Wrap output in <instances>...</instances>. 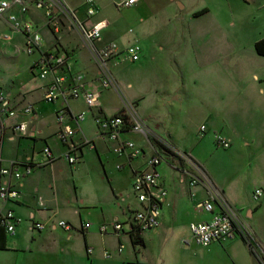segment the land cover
Returning a JSON list of instances; mask_svg holds the SVG:
<instances>
[{
  "label": "crops",
  "instance_id": "obj_1",
  "mask_svg": "<svg viewBox=\"0 0 264 264\" xmlns=\"http://www.w3.org/2000/svg\"><path fill=\"white\" fill-rule=\"evenodd\" d=\"M94 1L98 13L86 25L100 29L102 42L107 33L121 29L118 38L124 42L120 47L133 43L140 46L139 60L131 62L137 66L138 82L135 86L129 82L121 84L124 89L121 96L115 89L100 90L98 83L93 82L92 86L100 90L96 110H87L80 99L70 101L71 115L85 113L73 138L84 145L81 157L70 165L58 137L56 112L62 102L47 104L42 100L50 79L41 80L31 70L38 55L29 58L34 81L16 85L0 74V88L18 112L16 117L0 123V166L30 160L40 164L18 183L17 201H0V212L11 210L18 219L14 234H5L0 264H213L204 256L216 253L227 254L220 264H252L240 236L229 243H213L208 247L192 240L189 225L211 217L195 208L198 201L206 198V191L201 185L190 186L189 175H194V171L165 153H161L163 161L156 169L167 190L158 228L142 233L143 244L137 246L132 244L127 231L118 235L100 233L102 224L115 220L126 223L131 211L140 207L131 192L133 174L145 168L146 159L158 148L155 142L159 141L155 138L146 139L133 131H122L117 140H109L98 132L90 115L99 111L104 117H111L123 112L126 106L133 107L137 118L155 136L190 156L205 171L256 238V254L258 250L260 264H264V239L258 238L243 215L248 220L257 212L250 207L253 193L250 202L236 199L222 182L209 175L205 168L208 161L198 151L199 147L201 152L211 151L212 139L205 143L203 138L209 129L214 133L222 129L224 139L234 144L241 123L254 128L257 121H264V57L254 49L255 43L264 38V0H199L185 12L182 11L186 0H182L184 4L180 0H141L134 7L122 9V28H117L116 20L107 19L102 13L108 6L116 7L119 0ZM147 1L168 7L166 23L159 17L138 15ZM224 3L230 7L242 4L245 9L229 8V15L224 11ZM67 4L78 20L85 19L82 0H68ZM203 9L207 10L205 14L194 16ZM35 25L40 32V26ZM42 28L51 37L47 40L42 36L43 50L65 51L72 75H80L85 81L97 79L98 70L91 54L64 43L59 35L65 28L66 34L74 32L82 40L79 33L65 24L53 35L45 18ZM99 42L97 46L103 45ZM111 62L112 59L108 68L117 84ZM28 104L34 110L23 115L21 110ZM43 106L49 110V117L43 113ZM16 123L27 126L26 135L12 132ZM66 123L75 127L69 116ZM87 124L94 126L92 132L87 131ZM202 125L206 126L203 132ZM259 129H264V123ZM212 138L214 142L215 136ZM120 141L132 142L142 154L135 159L126 153L118 154ZM43 147H48L53 155L50 163L42 164ZM89 155L92 162L86 160ZM258 206L263 207L264 200ZM59 221H66L70 228L59 227ZM33 223H40L43 228L34 229ZM217 259L221 260V256L215 259V264Z\"/></svg>",
  "mask_w": 264,
  "mask_h": 264
},
{
  "label": "built area",
  "instance_id": "obj_2",
  "mask_svg": "<svg viewBox=\"0 0 264 264\" xmlns=\"http://www.w3.org/2000/svg\"><path fill=\"white\" fill-rule=\"evenodd\" d=\"M68 0H0V18L5 17L9 25V31L19 33L23 39V52L26 55L37 54V59L32 63L31 70L37 78L41 80L50 79L44 89L43 101L47 104L62 102V107L56 112V121L59 125V140L65 149V159L72 165L80 160L82 147L81 142H75L73 138L79 129V124L84 120L85 113H69L70 101L82 100L87 110H96L99 107L100 90L117 89L114 77L112 76L108 63L112 57L122 55L123 59L136 62L140 58L141 48L137 43L126 46L124 50L118 51L116 44H106L97 46L96 42L101 40V32L97 26H87L89 21L98 13V7L94 0H82L85 8V19L78 20L74 16V10L68 4ZM141 0H119L116 3L118 9L131 8ZM15 6L21 14L29 12L30 8L43 11L47 21L48 29L56 35L65 24L70 30H75L81 36L83 42L89 45L91 58L95 63L98 76L95 81H85L80 75H72L68 62V54L65 51H53L42 49V37L38 27L28 21H20L17 15L12 13ZM11 36L6 33L3 40H10ZM114 59V58H113ZM93 82L98 83L99 89L94 88ZM33 105H26L21 113L29 115L33 112ZM18 112L11 107L10 99L0 88V123L3 119L14 118ZM121 115L104 117L97 111L92 117L101 135L109 140H117L120 133L125 130L140 133L146 139L149 137L159 141L165 154L173 156L178 161H182L189 166L194 175H189V184L194 187L201 185L206 191V198L198 201L195 208L202 213H207L211 217L207 221L194 222L189 225L192 240L199 246L208 247L213 243H229L237 237L244 238L253 250L256 247L254 235L244 223L240 213L230 207L221 195L220 191L214 186L205 171L194 163L190 156L177 150L168 142L163 141L153 134V132L137 118L132 106H126ZM71 117L75 127L66 123L67 118ZM12 132L18 135L27 134V126L23 123H16L11 127ZM200 131H205V126L200 127ZM217 146L228 149L230 143L221 137L216 138ZM44 159L42 164L50 163L53 155L48 147L41 150ZM126 153V156L135 159L142 154V150L130 141H120L118 154ZM161 153L155 152L153 156L146 159L145 168L133 174L131 192L138 201L140 207L131 211L126 223L115 220L111 223H104L99 227L101 234H121L124 231L142 233L154 230L159 226L162 204L167 196V190L162 185L157 173V167L162 163ZM32 160L26 162H12L7 166H0V201L15 202L19 198L18 183L32 173L34 167ZM120 169L119 166H117ZM264 195V190L257 188L254 190L252 199L258 202ZM18 219L11 210L0 212V227L5 234H14ZM57 225L68 230L69 224L66 221H59ZM125 226V227H124ZM33 228L41 230L43 225L33 223ZM122 247L119 248V251ZM91 249H88V253Z\"/></svg>",
  "mask_w": 264,
  "mask_h": 264
},
{
  "label": "rangeland",
  "instance_id": "obj_3",
  "mask_svg": "<svg viewBox=\"0 0 264 264\" xmlns=\"http://www.w3.org/2000/svg\"><path fill=\"white\" fill-rule=\"evenodd\" d=\"M180 1L181 4H184L182 0ZM228 1L231 2L232 0H228ZM198 3L199 0H186L185 2L186 8L182 12L187 11L188 8L192 6H196ZM143 5L144 8L142 11L139 12L138 15H144L153 18L159 17L162 18V21L166 23L165 18L169 14L168 13L169 10L167 6H163V5L160 6L158 4H154L153 1H149V2L147 1L145 3L143 2ZM224 5H225L224 11L225 12L227 11L229 15H231L229 8L237 11L240 9H245V7H241L242 4H239L237 7H230L229 3L226 4L224 3ZM13 10L12 13L16 14L17 18L20 21L23 22L28 21L33 24L35 23L39 25L41 37L43 36L45 37V39L50 40L51 38L49 37L50 35H48L46 30L42 28V22L44 20V15L42 11H36L31 9L28 13L21 14L18 10V6H15ZM102 13H104L107 19L110 18L112 20H116V23L119 24L116 26L117 28H122V26L124 25V21L120 19V17H122V9H118L117 7L114 6L113 7L108 6L103 9ZM8 28L9 25L6 22L5 17H1L0 18V74H3L4 77L7 79L11 78V80H13V82L16 85H19L20 83H24L28 80L34 81L29 71L30 56H27L23 52V39L19 33L13 30L9 31ZM6 33H9L11 36V39L8 41L3 40V37ZM66 33L67 32L65 31L64 28V30L61 31L59 34L61 35V37L64 38L63 39L64 43L76 45V48L80 49L84 53L85 52L90 53L89 45L83 42V40H81L80 38L75 37L74 32H71L69 35ZM120 34H121V29H116L114 33H107L104 36L103 42L101 41L102 40L101 39L100 40L101 42L99 43H102L103 45L116 44L117 50L122 51L125 49V47H120L123 45L124 42L123 39L120 40L118 38ZM97 44L98 42H96V45ZM116 57L118 58L112 57L113 62H111L110 65H111V71L117 80V84H116L117 89L115 90H117V93L119 94V96H121L120 92L124 90L121 84H125L129 82L133 86H135V84L138 82L140 75L136 73L137 66L132 65L127 58L123 59L124 56L122 55H118ZM132 91H128L130 93L129 95L132 94L131 93ZM42 109H43V113L47 117H49L50 114L47 107L43 106ZM90 117L95 126L93 117L91 115ZM263 123L264 121H257L256 127L254 128L251 126L247 128L246 126L243 125V123H241L237 129V136H236L237 142L231 144L228 149L221 148L216 144L217 137L225 138L223 136L224 131L222 129H220L217 133H214L209 129L204 135L201 134V136L203 135L205 143H207L208 141L210 142V139H212V143H213L211 144L212 146L211 151L202 149L201 152L200 147L198 148V151L201 153V155L202 154L204 155V159L208 161L207 164L205 165V168L207 169L209 175L213 179H217L219 182H222L227 187V191L230 192L231 195H235L236 199H240L245 202L247 201L250 202V196L252 195L255 189L264 187V129L263 130L259 129ZM94 126H92L91 124H87L86 125L87 131L92 132ZM191 130L192 133H194L195 126H193V129L191 128ZM199 136L200 135H197V137ZM214 136L215 138L213 142L212 137ZM86 160L92 162L91 161L93 160L92 156L89 155ZM262 200H264V196L263 198H260L258 202L254 203L252 202L253 200L251 201L250 207L252 209H256L257 211L252 219L247 220L246 214H243L248 226H250V228L258 236L260 240L262 238L264 239V206L263 207L258 206L260 202H262ZM242 213H245V211H242ZM246 249H248L247 246ZM253 252L252 254L250 252L248 253V255L249 254L251 255L249 256L253 260L252 264H260V260H259L260 255L258 254L259 251L257 250V254H256V248H254ZM242 253L246 259H249L246 257L243 251ZM202 255L203 254H201V256ZM220 256H221V260L217 259L218 264H220L222 259L224 260V258L227 257L226 253L221 255L216 253L213 255H205L204 257L207 259V261H210L213 264H215L214 263L215 259Z\"/></svg>",
  "mask_w": 264,
  "mask_h": 264
},
{
  "label": "trees",
  "instance_id": "obj_4",
  "mask_svg": "<svg viewBox=\"0 0 264 264\" xmlns=\"http://www.w3.org/2000/svg\"><path fill=\"white\" fill-rule=\"evenodd\" d=\"M206 12H207V10H206V9H203V10H201V11L195 13L194 16L203 15V14H205ZM254 49H255V51H256V53H257L258 55L264 57V38L258 40V41L255 43V45H254ZM116 115H121V116L125 117V115H124V114H121V113H118V114H116ZM155 143L157 144V147H158V148L156 147V148H157V151H156V152H157V153H162V152H163L162 147H161L157 142H155ZM159 149H161V151H159ZM130 238H131V240H132V244H133L134 246L142 245V244H143V241H142V239H141V236H140L139 234H137V233H133V232L130 233ZM242 240H243V243L248 247L249 252L252 254L253 250L251 249L250 244H248L244 238H242ZM254 241H255V243H257L255 237H254ZM4 248H5V232H4V229L0 227V249H4ZM253 253H254V252H253Z\"/></svg>",
  "mask_w": 264,
  "mask_h": 264
}]
</instances>
